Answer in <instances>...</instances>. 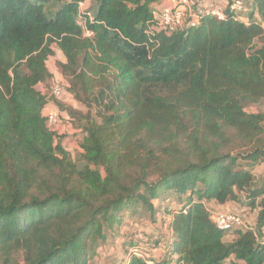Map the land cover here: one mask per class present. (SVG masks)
Instances as JSON below:
<instances>
[{"label": "trees", "instance_id": "trees-1", "mask_svg": "<svg viewBox=\"0 0 264 264\" xmlns=\"http://www.w3.org/2000/svg\"><path fill=\"white\" fill-rule=\"evenodd\" d=\"M79 1L0 0V264H91L158 212L170 236L152 246L166 256L132 252L134 233L126 264H264V113L247 111L264 100V0H245V18L227 0L224 19L152 37L162 0H91V38ZM54 45L76 105L38 90L56 81ZM50 102L81 136L77 157L48 124ZM209 201L254 210L255 223L228 242Z\"/></svg>", "mask_w": 264, "mask_h": 264}, {"label": "built area", "instance_id": "built-area-1", "mask_svg": "<svg viewBox=\"0 0 264 264\" xmlns=\"http://www.w3.org/2000/svg\"><path fill=\"white\" fill-rule=\"evenodd\" d=\"M226 9V4L218 1L209 3H205L204 0H170L168 3L161 1L153 9V18L148 26L149 37L159 31L172 33L185 27H196L200 18L205 14L224 19ZM229 9L236 12L241 18V14L246 11L245 0H232ZM92 20L93 13L90 11L88 0L79 1L76 22L82 28L84 35L89 38L94 35L88 28V22ZM65 86V83L56 82L52 86L51 95L56 99L61 98L67 93ZM45 115L51 127H59L63 115L58 108L50 109ZM210 215L216 227L225 232L245 229L248 225L245 217L235 211H210ZM132 252L143 257L149 256L147 253H141L136 249Z\"/></svg>", "mask_w": 264, "mask_h": 264}, {"label": "rangeland", "instance_id": "rangeland-1", "mask_svg": "<svg viewBox=\"0 0 264 264\" xmlns=\"http://www.w3.org/2000/svg\"><path fill=\"white\" fill-rule=\"evenodd\" d=\"M91 2V0H90ZM91 4V3H90ZM241 17L245 18V14H243ZM59 60L57 58H50L47 62L49 68H51L56 76V82L64 83L65 81L60 76L57 70L56 62ZM54 83L48 84V87L46 89V92H48L49 95H51V89ZM55 99V98H54ZM59 101H63L65 103H69L72 105H76L73 98L68 95L67 93L59 98ZM247 111L250 113H264V100L257 104H252L249 107H247ZM46 113V112H45ZM68 116V115H66ZM64 125L66 127L69 126L67 123V119H64ZM69 130H73L70 128ZM66 136L71 137V139L67 142V147L73 151V157H77L78 155V147L80 146V140L81 136L79 133H68L66 132ZM254 174L260 178L264 176V163L258 164L255 167ZM182 199L173 196L171 200L169 201L168 205L172 209L179 210L180 205H182ZM158 219L156 222H151L148 219H133V221H129V223L123 228V231L125 232V238L130 239L131 236L135 233L134 242H137L136 250H138L141 253H147L148 255H154L153 249H157L155 246H152V242L156 239H165L166 234L168 233L167 228L165 227V215L162 212L157 213ZM248 224H253V215L252 211L250 214H248L246 217ZM170 233V231H169ZM120 237H113L111 238L106 245L103 246L102 250L94 258L91 260V264H123L125 261V251L128 250V247L125 245L124 241L125 238ZM162 244V243H161ZM163 245V244H162ZM156 254V253H155ZM229 264V262H228Z\"/></svg>", "mask_w": 264, "mask_h": 264}, {"label": "crops", "instance_id": "crops-1", "mask_svg": "<svg viewBox=\"0 0 264 264\" xmlns=\"http://www.w3.org/2000/svg\"><path fill=\"white\" fill-rule=\"evenodd\" d=\"M164 1V2H163ZM170 0H162V3H168ZM205 3H209V2H215V1H218V2H221V3H224L226 4L227 3V0H204ZM88 3H91L90 0L88 1ZM54 49H55V52H56V55L54 57H51V58H57L59 61H62V62H65L66 61V58L63 54V52L58 48L57 45H54ZM51 72H53V70L50 68ZM59 73V72H58ZM46 87L43 85V84H40L38 86V90H40L42 93H45L46 92ZM54 108H57V106L53 103V102H50L49 105L46 107V109L44 110V115L50 110V109H54ZM46 112V113H45ZM60 127V132L61 133H65L68 132V133H72L74 130H69L71 127L68 126L66 127L65 125H61L59 126ZM74 133H76L74 131ZM71 139V137H68L66 136L63 140V145L66 147V149H68L71 154H73V151H71L68 147H67V142ZM78 152L81 151L80 147H78ZM77 152V153H78ZM171 200V199H170ZM185 201V200H184ZM206 206L208 208V210L210 211H235V212H238L240 214H242L244 217H246L248 214H250V212L252 211V215H253V222L255 223V217H256V211L254 210H251L249 208H246L236 202H233V201H230V202H227L225 204H219L217 203L216 201H209V202H206ZM181 207V205H180ZM165 227L167 228L166 230H168V222H169V218L165 216ZM246 219V218H245ZM234 231L232 232H229L227 233L226 235V241L230 242L233 240L234 238V234H233ZM166 238L168 239L169 236H170V233H169V230H168V233L166 234ZM126 239V238H125ZM165 247L164 246H160V247H157V249H153V253L154 255L152 256L156 261H159V260H162L165 256H166V251H165ZM128 261V257L125 255V261L123 264H126ZM230 264V260L228 259L225 264Z\"/></svg>", "mask_w": 264, "mask_h": 264}, {"label": "clouds", "instance_id": "clouds-1", "mask_svg": "<svg viewBox=\"0 0 264 264\" xmlns=\"http://www.w3.org/2000/svg\"><path fill=\"white\" fill-rule=\"evenodd\" d=\"M89 1V0H88ZM89 5H91L90 3H89Z\"/></svg>", "mask_w": 264, "mask_h": 264}]
</instances>
